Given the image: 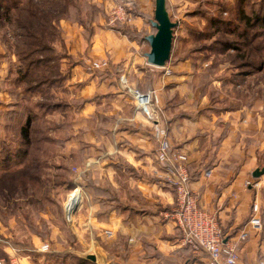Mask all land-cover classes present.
Instances as JSON below:
<instances>
[{"label": "rangeland", "instance_id": "rangeland-1", "mask_svg": "<svg viewBox=\"0 0 264 264\" xmlns=\"http://www.w3.org/2000/svg\"><path fill=\"white\" fill-rule=\"evenodd\" d=\"M119 3L126 5L129 19L111 21ZM58 5L67 10V18H55L62 9ZM58 5L49 6L45 13L49 20L54 17V28L48 27L37 39L27 38L23 45L17 39L18 29L16 32L7 20L14 15L3 13L0 5V89L7 93V109L0 114V144L17 145L22 120L29 116L32 122L30 143L22 146L9 164L0 165V244L13 249L15 256H27L30 264H119L127 251L133 252L123 239L96 235L88 222L91 197L96 194L84 185L89 183L113 196L105 190L107 181L101 173L110 160L117 169L114 178L118 184L129 175L146 173L144 169L137 172L120 153H107L109 146L121 142L122 147L126 141L125 148L133 151L130 139L135 138L136 130L157 147L150 122L135 119L137 110L123 90L121 75L132 88L157 90L159 120L167 130L177 118L212 112L217 118L212 126L222 129L221 137L227 126L221 123L219 113L234 111L250 112L252 124L253 114L259 116L263 129L264 69L256 71L255 64L264 62V0L169 3L170 18L177 26L164 67L146 63V49L141 46L146 44L143 37L147 31L134 24L133 4L124 0H58ZM20 12L24 14L22 8ZM242 16L250 18L249 25ZM110 34L117 36L113 51L114 47L122 50L127 40L135 42L131 46L135 63L133 55L125 54L115 66L108 56L91 53L92 47L98 51L103 47L106 52L105 44L113 41ZM30 49L34 51L26 54ZM15 52H20L19 56ZM36 59L42 66L26 77L23 72L35 65ZM102 59L108 62L105 68L91 67V61ZM119 129L129 135L123 136ZM240 132L239 140L244 142L253 135L247 137L250 132L245 128ZM261 135L253 137L260 141ZM150 151L156 161V149ZM259 159L262 168L264 151ZM93 175L100 177V185ZM16 180L18 185L11 187ZM160 180L165 188H171L164 175ZM120 193L115 190L116 195ZM129 194L138 195L135 189ZM72 209L68 217L66 210ZM175 232L180 234L178 229ZM44 244L47 250H40ZM143 251L153 253L146 247L139 254ZM188 253V262L202 260L198 264H205L204 254ZM91 254L94 261L88 259ZM154 254L162 264H171L168 257ZM0 257L11 264L2 251Z\"/></svg>", "mask_w": 264, "mask_h": 264}, {"label": "crops", "instance_id": "crops-1", "mask_svg": "<svg viewBox=\"0 0 264 264\" xmlns=\"http://www.w3.org/2000/svg\"><path fill=\"white\" fill-rule=\"evenodd\" d=\"M124 1L126 4L134 5L131 7L134 9L132 14L136 18L134 21L136 27L147 31L146 35L154 33L155 28L150 23L154 17V0ZM172 1L174 2V0H166L168 5ZM126 11L131 14L127 8ZM112 35L110 34V37L113 41L105 44L104 51L106 52H103V47L99 51L92 47L91 53L99 54L101 58L108 56L111 63H116L115 66L125 54L129 58L133 55L132 62L135 63L137 57L131 53V46L135 42L127 40L122 50L114 47L113 51L112 44L115 43L117 36ZM141 47L145 48L146 52L149 51L147 42ZM6 94L4 89H0V114L7 109L6 98L4 99L7 97ZM219 114L222 118L221 123L227 126V132L221 137L222 129L216 130L215 126H212L215 123L214 120L217 119L216 114L212 112L204 115L197 114L190 119H175L168 127L169 136L172 144L187 154L190 188L201 207L215 212L225 240H236L241 230L250 229L248 221L252 216L251 206L253 203L258 205L257 215L260 217L262 228L259 231L249 230L246 239L237 243L238 264H264V173L255 179L259 181L258 188L245 185L247 181L254 179L251 176L253 170L257 167L261 168L259 155L264 151V126L262 129L259 125V116L255 114H253L252 124L250 112H245L244 115L240 111ZM135 119L145 120L138 111ZM244 128L250 132L246 135L247 137L253 133L246 142L240 141L239 135L241 134L240 129ZM178 130L181 133H178ZM123 131L120 130V134L125 133ZM134 134H136L134 139L129 137L133 151L125 148L126 144H129L126 141L122 147L121 142L117 145L114 143V148L109 146L107 153H120L124 161L134 167L137 172L138 169H144L146 173H139L136 176L129 175L124 179V183L118 184L114 178L115 165L112 160L108 161L101 169V173L107 181L105 190L112 192L116 201H109L102 196H92L91 215L88 222L97 236H104L107 239L120 238L127 242V247L133 253L127 251L126 255L119 260V264L124 262L127 264H162L154 253H161L168 257V262L171 264H177V262L186 264L189 261V253L183 248L181 234H176L175 230L177 231L178 228L173 219L164 216V213L173 209L175 196L173 190L165 188L160 180L164 175V169L154 160L153 153L150 151L156 149L155 143L152 139L149 141L144 138L143 133L138 130ZM127 135L129 134H123V136ZM259 135L262 136L260 141L256 138ZM206 171L211 172L209 176L204 175ZM99 178L93 175L98 185H100ZM116 189L122 191L123 194L116 195ZM133 189L137 192V196L129 194V191ZM146 247L151 248L153 253L146 254L143 251L140 255L139 253ZM8 249L0 244V251L8 255L11 264H30L27 256H15L13 249H10L11 253ZM134 251L138 253L134 254ZM198 261L201 263L202 260L188 263L198 264Z\"/></svg>", "mask_w": 264, "mask_h": 264}, {"label": "built area", "instance_id": "built-area-1", "mask_svg": "<svg viewBox=\"0 0 264 264\" xmlns=\"http://www.w3.org/2000/svg\"><path fill=\"white\" fill-rule=\"evenodd\" d=\"M111 21H126L129 19L124 5L117 4L114 8ZM93 69H103L108 62L105 59L91 61ZM124 92L136 110L151 124L152 138L156 142V161L164 169V179L174 192L173 209L164 213L167 218H172L181 234L183 246L188 247L195 255L204 254L205 264H238L237 243L245 240L248 231L261 230L260 217L257 215L259 207L256 203L251 206L252 216L248 224L249 230H241L236 240L224 239L222 229L215 212L199 205L197 197L190 188V174L188 171L189 158L180 148L172 146L166 126L159 120L157 108L158 93L156 89L142 92L127 84L124 75L120 78ZM210 171L204 173L210 175ZM246 186L258 188L259 181L252 179L245 183ZM66 209V208H65ZM66 210L68 217L72 214ZM109 233V232H106ZM47 245L40 250H47ZM0 264H5L0 260Z\"/></svg>", "mask_w": 264, "mask_h": 264}, {"label": "trees", "instance_id": "trees-1", "mask_svg": "<svg viewBox=\"0 0 264 264\" xmlns=\"http://www.w3.org/2000/svg\"><path fill=\"white\" fill-rule=\"evenodd\" d=\"M12 0H0V5L2 6L3 13L8 14V16L14 15L15 18H7L8 22L10 24H14V27L19 31L17 32V39L21 43V45L27 43L23 41H27V38H33L37 39L38 37L42 36V33L46 34V30L48 27L54 28V17L49 20L47 17L48 14V7L53 5H58V0H14L13 5H10ZM61 7V11L59 12V15H56L55 18H67V10L64 9L63 6L58 5ZM6 7V9L3 10V8ZM166 7L168 10V3L166 2ZM23 9V13L20 12V9ZM18 10V11H17ZM8 11V12H6ZM22 14L24 15L22 18ZM45 14V15H44ZM244 23L249 25L250 18L247 16H242L240 18ZM14 29V28H13ZM42 38V37H41ZM145 41V39H143ZM261 47H256L257 50H260ZM34 49H30L26 54L29 55V53H32ZM20 52H15L16 56H19ZM32 63V62H31ZM35 65H30V67L26 68L23 72L26 77H29L31 74V71L34 73L38 67L42 66V61L39 59L34 60ZM264 69V62H260L259 64H255V70L256 71H262ZM41 72V70H40ZM47 80V79H43ZM42 82V80H40ZM12 114V113H11ZM31 118L29 116H25L22 120L20 126H19V132H18V140L16 141L17 145H9L4 142H1L0 144V165L1 164H9L13 158H16L19 156L20 151L22 149V146H26L30 143V130H31ZM16 146V147H15ZM24 152V150H23ZM30 161V158L29 160ZM10 180H14V178H11ZM25 182V179L23 180ZM18 181L16 180L13 182L11 187H15L18 185ZM86 189H93L95 191L96 196H102L106 198L109 201H116L114 196H108L107 191H103L98 187H90V184L87 183L84 185ZM117 203V202H116ZM111 209V208H110ZM109 209V210H110ZM185 250L188 249V247L184 248ZM159 256H162L161 253H157Z\"/></svg>", "mask_w": 264, "mask_h": 264}, {"label": "water", "instance_id": "water-1", "mask_svg": "<svg viewBox=\"0 0 264 264\" xmlns=\"http://www.w3.org/2000/svg\"><path fill=\"white\" fill-rule=\"evenodd\" d=\"M155 28V32L144 37L149 45V51L145 52L146 62L156 67H164L170 59L174 28L177 22H173L170 18L166 7V0H154V17L150 21ZM264 173V167L255 168L251 176L256 179ZM88 259L95 260L94 255H89Z\"/></svg>", "mask_w": 264, "mask_h": 264}, {"label": "bare ground", "instance_id": "bare-ground-1", "mask_svg": "<svg viewBox=\"0 0 264 264\" xmlns=\"http://www.w3.org/2000/svg\"><path fill=\"white\" fill-rule=\"evenodd\" d=\"M71 195H73V194H71ZM70 199V198H69ZM70 208H71V206H70Z\"/></svg>", "mask_w": 264, "mask_h": 264}]
</instances>
